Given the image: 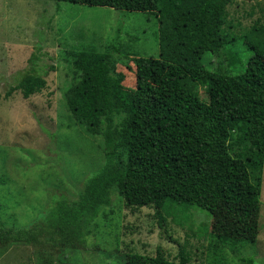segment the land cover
<instances>
[{
  "label": "trees",
  "instance_id": "16d2710c",
  "mask_svg": "<svg viewBox=\"0 0 264 264\" xmlns=\"http://www.w3.org/2000/svg\"><path fill=\"white\" fill-rule=\"evenodd\" d=\"M62 1L154 16L159 55L148 60L112 42L85 65L99 97L102 163L83 180L76 200L69 201L57 189L62 197L54 198L42 218L27 227L0 224V247L32 246L37 249L35 264H58L69 247L92 253L91 224L112 192L126 206H153L164 221L170 214L186 218L191 207L206 210L211 218L208 247L214 254L226 246L239 250L253 245L264 167V25L240 37L248 51L244 61L229 32L228 5L233 0ZM42 32L39 29L38 35ZM207 53L211 68L202 63ZM133 61L138 66L127 110L112 97L118 77L113 67ZM236 63L242 64L241 70H233ZM147 70L152 81L146 80ZM41 74L33 65L16 72L12 89L25 98L39 93L46 86ZM125 132L126 153L118 155ZM112 254L121 264H203L182 244L172 259L160 245L154 254L118 249ZM215 256L214 261L222 263L224 254ZM238 258L241 264L254 263L249 254Z\"/></svg>",
  "mask_w": 264,
  "mask_h": 264
},
{
  "label": "rangeland",
  "instance_id": "374dc122",
  "mask_svg": "<svg viewBox=\"0 0 264 264\" xmlns=\"http://www.w3.org/2000/svg\"><path fill=\"white\" fill-rule=\"evenodd\" d=\"M228 12L236 54L245 61L248 51L240 37L264 25V0H233ZM157 25L154 16L125 9L62 0H0V224L27 227L44 216L54 198L62 197L60 192L69 201L77 199L83 180L103 159L99 97L85 65L102 56L112 42L148 60L158 57ZM210 56L205 54L202 63L211 68ZM30 65L44 75L46 86L25 98L12 86L16 72ZM137 66L133 61L113 67L118 77L112 97L127 110ZM241 69L240 63L233 67ZM145 77L152 81L154 76L147 70ZM200 98L207 100L206 95ZM128 135L123 134L118 155L126 153ZM259 197L257 241L239 250L226 246L214 254L208 247L211 218L206 210L191 207L186 218L170 214L164 221L156 217L153 206H126L112 192L109 204L91 224L88 242L93 252L69 247L57 263L121 264L111 251L154 254L158 245L172 259L182 244L196 263L241 264L238 257L249 254L253 264H264V167ZM35 250L26 244L1 246L0 264H35ZM219 252L224 254L222 263L214 261Z\"/></svg>",
  "mask_w": 264,
  "mask_h": 264
}]
</instances>
